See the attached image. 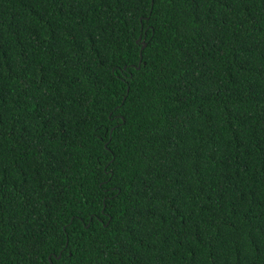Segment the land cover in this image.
Listing matches in <instances>:
<instances>
[{
    "label": "trees",
    "instance_id": "obj_1",
    "mask_svg": "<svg viewBox=\"0 0 264 264\" xmlns=\"http://www.w3.org/2000/svg\"><path fill=\"white\" fill-rule=\"evenodd\" d=\"M0 264H264V0H0Z\"/></svg>",
    "mask_w": 264,
    "mask_h": 264
},
{
    "label": "water",
    "instance_id": "obj_2",
    "mask_svg": "<svg viewBox=\"0 0 264 264\" xmlns=\"http://www.w3.org/2000/svg\"><path fill=\"white\" fill-rule=\"evenodd\" d=\"M144 46H145V43L143 42L142 45H141V47H140V53H141V50H142V48H143ZM139 61H140V59H139ZM138 66H139V65H138ZM138 66H137V67H138ZM59 255H60V254H58L57 257H59ZM48 257H49V256H48Z\"/></svg>",
    "mask_w": 264,
    "mask_h": 264
}]
</instances>
